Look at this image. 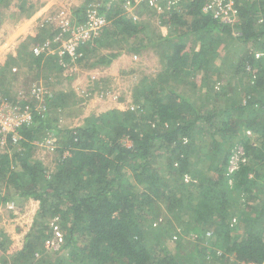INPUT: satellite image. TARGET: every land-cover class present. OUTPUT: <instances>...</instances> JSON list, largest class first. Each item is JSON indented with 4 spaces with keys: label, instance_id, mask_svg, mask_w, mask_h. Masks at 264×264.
Here are the masks:
<instances>
[{
    "label": "trees",
    "instance_id": "trees-1",
    "mask_svg": "<svg viewBox=\"0 0 264 264\" xmlns=\"http://www.w3.org/2000/svg\"><path fill=\"white\" fill-rule=\"evenodd\" d=\"M131 1L83 0L74 8L72 28L92 8L107 23L73 56L58 54L53 40L69 30L44 25L0 61V104L30 113L17 139L8 133L0 149V207L15 199L35 205L23 237L0 230V264H264V0H236L235 23L202 11L206 0H181L183 7L157 10L167 34L128 17ZM16 2L17 17L33 11L31 0ZM45 40L50 45L35 55L30 41ZM234 41L248 48L244 56L228 57L225 43ZM123 47H152L160 71L133 87L126 109L67 126L62 118L77 97L60 89L62 70L89 57L96 58L90 67L107 66ZM27 67L37 68L34 81L44 68L43 77L59 86L44 82L39 108L31 86L8 85L17 70L19 82L31 79L21 71L29 74ZM49 136L51 170L31 156L34 143ZM54 217L64 244L49 251L45 221Z\"/></svg>",
    "mask_w": 264,
    "mask_h": 264
},
{
    "label": "rangeland",
    "instance_id": "rangeland-1",
    "mask_svg": "<svg viewBox=\"0 0 264 264\" xmlns=\"http://www.w3.org/2000/svg\"><path fill=\"white\" fill-rule=\"evenodd\" d=\"M82 1L83 0H31L33 3L32 6H34L32 7L33 11L29 12L30 14H28V16L24 15L25 17H17L15 15L19 13L16 8V0H10L9 2L11 5L1 6L0 61L5 60L10 55L14 56L20 49L22 41L26 39L27 36L37 33L38 29L40 30L42 26L65 27L67 22L70 21L72 10L81 5ZM179 1L181 0H142L136 6L127 5L126 14L128 17H133L134 19L137 17L139 19H148L150 22H153V24L150 23V25H153V28L156 27L160 34H167L166 28L158 24V20L155 17L158 12L157 10L170 8L178 4H180V7H183V3H179ZM233 40L234 39H231V41ZM47 41L49 40H45L44 43ZM30 43L32 50L42 44L41 42L31 41ZM225 44L229 47L227 51L228 57L235 55V53L238 57L245 55L243 51L245 46H240L238 41H234L232 44L226 42ZM48 45H50V41ZM233 47L238 49L234 52L235 48ZM48 49L54 51V48L51 46H48ZM57 49H60V45H58ZM118 51V56L107 66L97 65L90 67L87 62L92 63L96 58L89 57L85 60L87 62H72L70 65H66L64 70H62L59 77H61L60 79L63 83L58 84L60 89H66L77 97V103L74 108L68 110L67 118H62L67 126L79 125L82 123V119L89 115H98L112 109H126L133 101V87L136 86L142 78H153L161 69L159 56L152 47L140 49V51H130L123 47ZM225 57L227 56L225 55ZM15 60L17 63L21 62L20 59ZM27 68L30 70L29 67ZM36 69L28 70L29 74L25 69H21L22 72L24 71L27 76L31 77V79L25 80L22 83L19 82V80L23 75L20 77L19 70H17L18 77L16 75V79L13 78V75L8 74V77H11L8 85L15 91H22L19 89V86L24 85L22 89H25L39 81L38 85H40L43 90V95H39L37 98L35 97L36 100L39 101V108L40 102L46 98L44 94L46 92L48 93V88L45 87L44 82L51 81L52 84L49 85L50 87L51 85L57 88L59 86L56 84V77L48 80L43 77L44 68H41L42 70L39 71L40 76L38 80L34 81L33 75H36ZM226 71L227 70L224 71V74L227 76ZM56 72L57 71H51L50 74H55ZM179 89L182 88L180 87ZM24 94H26V91ZM42 107L41 104V108ZM21 113L22 112H18L17 106H9L6 102L0 104L1 150L6 144L7 134L13 132L12 127L14 125L11 123V118L15 119V116H20ZM1 136L3 137L1 138ZM52 141V137H46L41 141L35 142L34 147L31 149V156L42 160L48 170L53 169L55 165L54 148L52 149L51 147ZM125 142L126 144H130L129 141ZM185 180H190V175L188 173L185 174ZM34 209L35 205L32 204L29 199H15L1 206L0 230L14 237V239L23 237L25 231H27L32 222ZM160 211L161 215L166 213L164 204H161ZM170 215L172 216L171 213L169 216ZM151 219L155 220L154 216H152ZM45 222L48 223V220ZM184 236L185 239H189L192 235L185 234Z\"/></svg>",
    "mask_w": 264,
    "mask_h": 264
},
{
    "label": "built area",
    "instance_id": "built-area-1",
    "mask_svg": "<svg viewBox=\"0 0 264 264\" xmlns=\"http://www.w3.org/2000/svg\"><path fill=\"white\" fill-rule=\"evenodd\" d=\"M131 0H127L130 3ZM142 0H132V6H136ZM235 2L236 0H206L202 11L209 12L213 17L217 18L220 22L235 23ZM129 5V4H128ZM88 20L84 24L77 25L75 28L70 27L69 22L65 25L63 30H69V34H63L62 36H56L53 40L58 41L60 49L58 54H63L64 52L73 56L76 49L87 40H90L97 36L101 29L106 25L107 21L104 16L98 15L95 9H89ZM66 31V32H67ZM235 36L239 33L235 32ZM66 36V37H64ZM49 41L40 44L33 49L35 55L45 50ZM30 93L34 94L35 97L43 95V90L41 86H31ZM30 121V113L26 110L22 111L20 116H15V119L11 118V123L14 125L12 128V139L15 141L17 139L16 128L24 123ZM3 136H1L2 138ZM229 170L235 169V163L231 162L229 165ZM44 247L49 251H58L64 244V233L61 229V225L57 217L50 218L47 223V235L44 239Z\"/></svg>",
    "mask_w": 264,
    "mask_h": 264
},
{
    "label": "crops",
    "instance_id": "crops-1",
    "mask_svg": "<svg viewBox=\"0 0 264 264\" xmlns=\"http://www.w3.org/2000/svg\"><path fill=\"white\" fill-rule=\"evenodd\" d=\"M38 14V13H37Z\"/></svg>",
    "mask_w": 264,
    "mask_h": 264
}]
</instances>
